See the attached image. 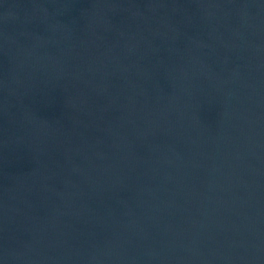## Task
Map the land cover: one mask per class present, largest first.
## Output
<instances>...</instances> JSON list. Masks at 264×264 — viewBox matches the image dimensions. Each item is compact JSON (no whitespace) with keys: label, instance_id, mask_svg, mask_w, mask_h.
Masks as SVG:
<instances>
[{"label":"water","instance_id":"1","mask_svg":"<svg viewBox=\"0 0 264 264\" xmlns=\"http://www.w3.org/2000/svg\"><path fill=\"white\" fill-rule=\"evenodd\" d=\"M0 264H264V0H0Z\"/></svg>","mask_w":264,"mask_h":264}]
</instances>
